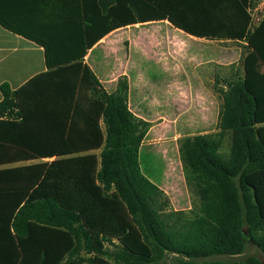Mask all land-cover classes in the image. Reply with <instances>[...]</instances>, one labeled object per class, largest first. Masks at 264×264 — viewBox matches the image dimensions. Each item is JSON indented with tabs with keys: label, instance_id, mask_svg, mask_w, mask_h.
<instances>
[{
	"label": "trees",
	"instance_id": "obj_1",
	"mask_svg": "<svg viewBox=\"0 0 264 264\" xmlns=\"http://www.w3.org/2000/svg\"><path fill=\"white\" fill-rule=\"evenodd\" d=\"M225 2L226 22L215 29L203 23L205 12L191 0H76L79 40L73 56L66 57L55 56L51 45L0 17L3 27L45 48L49 71L84 61L109 33L136 23L168 20L195 37L246 43L243 72L212 88L220 101L217 132L178 140L186 185L199 200L189 211L171 210L165 192L142 172L140 148L152 124L130 111L128 78L121 76L109 93L91 73L96 86L91 96L105 106L96 180L107 211L99 215L88 203L64 193L59 197L56 175L62 169L54 166L41 187L45 195L19 206L10 222L0 219V229L8 228L19 245L35 243V231L60 233L68 244L58 264H262L255 256L238 258L247 248L243 232L264 254V19L253 27L244 0ZM236 16L243 18L241 29L231 20ZM0 91V119L23 122L16 91L8 83ZM227 138L230 153L225 156ZM108 211L118 221L105 223L100 216ZM128 236H138L140 246ZM38 248L36 264H48L47 248ZM20 257L25 262L24 254Z\"/></svg>",
	"mask_w": 264,
	"mask_h": 264
},
{
	"label": "crops",
	"instance_id": "obj_2",
	"mask_svg": "<svg viewBox=\"0 0 264 264\" xmlns=\"http://www.w3.org/2000/svg\"><path fill=\"white\" fill-rule=\"evenodd\" d=\"M244 1L252 25L260 23L264 0ZM191 3L205 12V25L219 29L226 22L221 13L225 0ZM78 11L76 0H0L2 19L48 43L60 57L73 56V43L79 40ZM259 14L261 20L256 19ZM231 20L238 29L244 25L241 16ZM115 40L122 43L120 55L108 48ZM225 43L246 47L238 38L186 34L168 20L136 23L109 33L84 61L49 71L42 45L0 24V87L8 83L16 91L25 114L23 122L0 119V219L10 222L19 206L43 197L41 187L54 166L62 169L56 175L59 197L64 193L88 203L99 215L107 211L96 180L105 142V106L91 96L96 88L91 73L109 93L117 89L121 76L128 78L130 111L152 124L140 148V165L143 152L152 151L165 166L158 180L142 172L165 192L176 211L192 208L185 197L183 205H176L178 186L183 189L186 183L177 140L217 132L219 102L202 71L214 70L212 85L223 86L219 70L226 64ZM113 57L117 60L110 61ZM145 58L154 60L148 69ZM179 170L182 176L175 183L173 175ZM100 217L105 223L118 221L109 211Z\"/></svg>",
	"mask_w": 264,
	"mask_h": 264
},
{
	"label": "rangeland",
	"instance_id": "obj_3",
	"mask_svg": "<svg viewBox=\"0 0 264 264\" xmlns=\"http://www.w3.org/2000/svg\"><path fill=\"white\" fill-rule=\"evenodd\" d=\"M257 18L261 20L263 17L262 15L260 16L256 15V19ZM136 44L142 45V43H136ZM122 47H123L122 43L119 40H115L114 42L111 43V46H109L108 48L114 53L120 55L122 51ZM223 47L225 49V55H226L225 63L226 64H224L223 69L219 70V72L224 77V79H229L234 73L237 72L241 74L243 72L242 65H243V58L245 56L246 50H245L244 45H240L237 43H225L223 44ZM237 51H240L238 57L235 58V60L234 59L230 60L231 59L230 57L234 56ZM109 60L116 61L117 59L113 57V58H109ZM139 60L141 61L145 60L143 62L144 67L145 69L146 68L148 69L151 67V63L153 59L145 58L144 60L143 59H139ZM150 60L151 62L149 63L148 61ZM213 71L214 70L202 71V76L204 77V80L207 83V85L211 87V89L216 85V84L212 85L211 83ZM224 84L225 82L223 81V85ZM218 102H219V112H220V101L218 100ZM183 137H186V136H183ZM179 139L180 138H178V140ZM222 153L225 156H227L230 153V141L228 138L225 140L223 144ZM141 166H142L143 172L147 176L151 177L152 179L154 178L156 180H158L157 178H159V176L163 174V172L165 171L164 163L160 159L159 160L156 159L155 153L152 151L148 152V154L146 152H143ZM177 172H175L176 176L173 175V180L175 183H179L180 181L178 178L179 176L180 177L182 176L181 170ZM184 185L185 186H183V189H181L180 185L178 186V190L176 191V194H177L178 199L180 200H178L177 202L179 204H176V205H179V206L183 205V199L185 197V200L189 203L188 206L190 205L191 207L193 202L198 203L199 200L193 194V192L187 187L186 183ZM170 203H171V210L176 211L174 209V206L171 200H170ZM190 209L191 208H186V209L182 208L181 210H178V211H189ZM128 238L133 244H135V246L136 245L138 246L141 243V240L139 239L138 236L137 238L133 236H128ZM34 239H36L35 243H27L24 245L22 244L19 245L18 242L15 241L11 237L10 230L3 225V227L0 229V261L4 263H9V264H36L40 256V250L38 248V245L40 244V246H44L47 248L45 250L48 255V264H58V262L61 260V255L63 253L62 251L65 249V247L68 244L67 238L61 235L60 233L53 232V231L48 232V233L35 231ZM248 241L249 240L247 238V243H246L247 248H246L245 253L239 256L238 259H244L247 256H255L259 258L260 260H264V254L261 252V250L254 243H250ZM19 247H21L22 250H20ZM22 254H24L25 262H21L20 260L21 258L20 256H22ZM12 262H15V263H12Z\"/></svg>",
	"mask_w": 264,
	"mask_h": 264
},
{
	"label": "water",
	"instance_id": "obj_4",
	"mask_svg": "<svg viewBox=\"0 0 264 264\" xmlns=\"http://www.w3.org/2000/svg\"><path fill=\"white\" fill-rule=\"evenodd\" d=\"M245 235H246V233L245 232H243V241H244V243H247V239H246V237H245ZM249 241L248 242H250V243H253V240L252 239H248ZM262 264H264V260H262Z\"/></svg>",
	"mask_w": 264,
	"mask_h": 264
},
{
	"label": "built area",
	"instance_id": "obj_5",
	"mask_svg": "<svg viewBox=\"0 0 264 264\" xmlns=\"http://www.w3.org/2000/svg\"><path fill=\"white\" fill-rule=\"evenodd\" d=\"M257 25V22H254V24L252 25L253 27Z\"/></svg>",
	"mask_w": 264,
	"mask_h": 264
}]
</instances>
